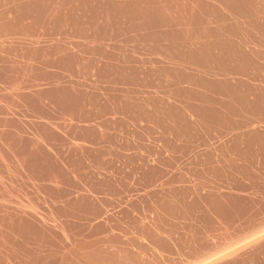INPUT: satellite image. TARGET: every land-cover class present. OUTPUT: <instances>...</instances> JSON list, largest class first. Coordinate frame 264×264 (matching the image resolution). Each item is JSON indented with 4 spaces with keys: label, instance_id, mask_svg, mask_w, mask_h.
<instances>
[{
    "label": "rangeland",
    "instance_id": "1",
    "mask_svg": "<svg viewBox=\"0 0 264 264\" xmlns=\"http://www.w3.org/2000/svg\"><path fill=\"white\" fill-rule=\"evenodd\" d=\"M226 11L264 0H0V264H264V124L199 44Z\"/></svg>",
    "mask_w": 264,
    "mask_h": 264
},
{
    "label": "crops",
    "instance_id": "2",
    "mask_svg": "<svg viewBox=\"0 0 264 264\" xmlns=\"http://www.w3.org/2000/svg\"><path fill=\"white\" fill-rule=\"evenodd\" d=\"M204 15L210 22L200 29V49L214 60L206 74L224 85L217 109L239 124L234 130L249 133L250 125L264 124V21L256 22L253 12Z\"/></svg>",
    "mask_w": 264,
    "mask_h": 264
},
{
    "label": "snow or ice",
    "instance_id": "3",
    "mask_svg": "<svg viewBox=\"0 0 264 264\" xmlns=\"http://www.w3.org/2000/svg\"><path fill=\"white\" fill-rule=\"evenodd\" d=\"M255 227L259 230L261 242L264 243V218H261L259 223L255 225ZM252 239L256 240L257 237L253 236ZM195 264H211V262L208 260H202L195 262Z\"/></svg>",
    "mask_w": 264,
    "mask_h": 264
}]
</instances>
